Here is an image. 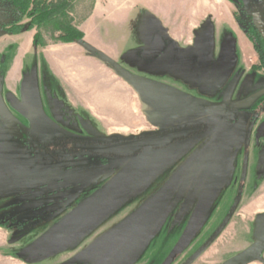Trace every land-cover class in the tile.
Wrapping results in <instances>:
<instances>
[{
  "label": "rangeland",
  "instance_id": "rangeland-1",
  "mask_svg": "<svg viewBox=\"0 0 264 264\" xmlns=\"http://www.w3.org/2000/svg\"><path fill=\"white\" fill-rule=\"evenodd\" d=\"M95 1L105 0L72 2L68 17L74 25ZM119 1L141 10L156 0ZM161 1L173 7L188 3ZM209 1L216 8L213 16L201 19L196 31L178 36L177 44L170 47L173 54L179 49L177 56L186 62L176 60L168 51L169 55L147 63L138 53L137 46L148 41L150 31L159 34L154 23L183 20L184 14L175 10L137 19L134 41L127 47L131 50L129 57L117 62L134 79H146L208 104L204 112L165 110L139 96L131 80L105 60L101 62L103 73L87 90L82 105L53 73L50 57L40 47L33 45L23 52L28 32H22L18 40L0 30V90L15 62L20 78L14 85L31 103L29 112L25 105L16 111L30 132L43 140L72 136L86 143H112L203 124L213 128L214 124L205 120L213 113L229 110L228 106L257 110L264 99H258L264 95L260 94L264 66L252 31H258L264 0H241L242 7L227 0ZM4 17L0 14L1 23ZM249 32L252 42L246 38ZM40 34L44 41L52 42L58 36L50 27L40 29ZM256 67L262 69H252ZM70 91L72 105L64 97ZM260 115L263 123L257 126L256 136H264V110ZM22 130L23 135H29ZM241 131L243 144L231 145L225 168L214 171L202 165L191 169L178 183L170 182L161 189L167 166L139 186L135 182L126 184L127 177L116 180L138 166L137 156L106 157L102 164L94 155H87L65 164L37 166L27 147L9 137L0 122V264H232V259L264 236V219L248 223L247 229L229 228L224 238L204 254L196 255L200 250L196 247L203 240L202 231L215 219L221 220L232 204L233 210L241 190L246 200L264 186L263 138L256 145L245 123ZM152 151L156 150L142 153ZM26 195L55 198L39 202L36 198L28 200ZM255 255L264 260V246ZM241 264L260 263L251 257Z\"/></svg>",
  "mask_w": 264,
  "mask_h": 264
},
{
  "label": "crops",
  "instance_id": "crops-1",
  "mask_svg": "<svg viewBox=\"0 0 264 264\" xmlns=\"http://www.w3.org/2000/svg\"><path fill=\"white\" fill-rule=\"evenodd\" d=\"M188 3L191 5L189 8L185 6ZM188 3L185 2L180 6L173 7L164 1L156 0L149 3V7L140 10L136 9L134 5L129 4L127 1H95L89 7L88 12L80 17L75 24L84 34V38L81 42L66 44L45 41L46 46L41 48V50L44 55L50 57L53 73L61 77L64 84L78 96V101L83 105L81 100L83 98L86 99L87 90L95 85V80L98 79L99 73H103L104 66L101 62L105 60L117 65V62H120L122 57L130 54L131 50L127 47L134 41L133 33L137 26V19H140L146 14L153 18L161 15L163 12L168 11L171 13L174 10L179 13V15L181 13L184 14L183 20H180L179 23L172 22L167 24L161 21L154 23L153 27L159 29L160 32H164L167 37L164 38L165 40L161 41V46H153L154 30L150 31V37L147 42L138 46L136 45L139 47L138 49H140L138 53L140 52L142 54L144 60L147 63H154L161 57H165L166 53V55H169L168 51L172 52L170 47L172 44H177V41L175 42L171 39L172 35L174 38L176 37L175 39H177L178 36L184 37L185 35H189V32L198 29V23L201 19L204 20L209 15L213 16V12L216 11L215 6H213L209 0H188ZM21 34L22 33L12 36H14V39L19 40L23 37ZM26 34L28 35V40L26 44L22 46L24 53L33 46L32 37L34 33L28 32ZM125 50L127 53L123 54ZM178 53L179 49L177 48L174 54L172 52V54L175 55V59H181L183 62H186V59L177 56ZM16 69L15 62L11 63L2 80L0 96L5 108L7 109L8 106L11 107L10 110L7 109V111L16 124L30 132V127L23 123V118H21L16 111L18 106L24 107V105L28 108V112L31 110L30 101L21 97V94L17 90V85H14L18 84L20 78V75L16 73ZM128 69H130V67H128ZM71 91L69 93L65 92L64 94L66 103L70 105L73 104ZM260 94H264V89ZM263 98L264 95L258 97L260 100ZM83 101L87 103V100ZM24 102L26 104H24ZM211 106L219 107V109L224 108L222 104H211ZM228 107L229 110L223 109L220 113H213L205 120L214 124L211 130L196 134L187 140L177 142L166 149L142 153L135 158L139 163L138 166L125 175L120 174L117 176L116 180H120L121 182L122 179H125L124 177H127L126 184L135 182L136 186H139L140 183H143L149 176L152 178L154 175H157L160 169L167 166L168 169L164 173L166 177L161 183L162 189L170 182L178 183L190 173L191 169L196 167L205 165L214 171L225 168L227 161H229L228 158L231 145L234 143L243 144L244 137L241 131V125L243 123L248 124L249 128H251L250 135L252 134V138L255 140L256 145L259 144L261 136L264 142L262 133L256 136L257 126L263 123L261 115L258 117L257 114L256 118H253V121L250 122L251 113H249V111L253 110V108ZM263 110L264 108L259 110L260 114ZM30 113H32V111H30ZM201 119L202 117L199 118L198 121ZM30 133H32V131ZM20 188L24 189L25 186H21ZM15 190L17 191V189ZM26 196H24L25 199ZM242 196L243 193L241 190V193L234 203L233 210L231 208L232 204L226 208L221 220H219L220 217L219 219H215L213 224L202 231L204 237L196 249L205 248L204 251H202L204 254L208 249L212 248V246L216 245L224 238V235L229 232V228L233 227V229H235V227L238 226L241 230L242 227L247 229L248 223L264 219V186L256 195L249 196L246 200L243 199ZM67 197L64 195L63 199ZM27 198L28 200L36 198L37 201L40 202V200L54 199L55 196L51 195V197L40 199L38 196L28 195ZM234 219L240 223L233 221Z\"/></svg>",
  "mask_w": 264,
  "mask_h": 264
},
{
  "label": "trees",
  "instance_id": "trees-1",
  "mask_svg": "<svg viewBox=\"0 0 264 264\" xmlns=\"http://www.w3.org/2000/svg\"><path fill=\"white\" fill-rule=\"evenodd\" d=\"M74 0H0V14L5 16L6 21L0 24V29L9 35H18L22 32L35 31L32 37L34 46L43 48L46 42L42 39L40 29L50 27L58 36L53 38V42L73 43L81 42L84 34L79 30L73 21L69 19L68 12L71 10ZM242 7V1L238 0L236 4ZM264 17V11H263ZM246 35L248 41L252 42ZM252 35L255 36V49L260 55L261 66H264V43L256 29H253ZM260 45L261 47H259ZM260 71L262 67L252 68ZM264 105V99L261 102ZM200 128V132L210 130L212 127L207 124L195 126ZM24 145L29 149L37 166H48L59 163L62 159H73L79 152L81 141L75 138L58 137L51 141H43L37 137L23 135ZM138 155V154H137ZM101 163L105 164V158L101 157ZM218 235V234H217ZM201 248L198 252L204 251Z\"/></svg>",
  "mask_w": 264,
  "mask_h": 264
},
{
  "label": "water",
  "instance_id": "water-1",
  "mask_svg": "<svg viewBox=\"0 0 264 264\" xmlns=\"http://www.w3.org/2000/svg\"><path fill=\"white\" fill-rule=\"evenodd\" d=\"M227 1L232 4H236L238 2V0ZM258 32L264 43V17L262 12H260L258 15ZM109 64L123 77L129 78L131 80V86L139 96L153 101L154 103H156L167 111L178 110L191 113H198L204 112L207 109L208 104L187 97L165 86L152 83L146 79H134L128 72L120 68L118 65L111 62H109ZM0 122L9 137L18 141L22 140L23 135L21 134L18 125L14 122L12 117L7 112V109L5 108L2 102L1 96ZM199 131V127L181 128L160 133H154L151 135L126 141L103 144H89L83 146L82 149L105 157L108 156L117 158H131L141 155L144 150L166 149L182 139L188 138L192 135H195L196 133H199ZM262 246H264V237L258 240L253 245H251L246 251L239 254L236 259L243 260L242 263H245L247 262L245 261L247 254L251 253L255 249H260ZM200 253L201 251L196 253V255ZM256 258L261 259L259 256H256Z\"/></svg>",
  "mask_w": 264,
  "mask_h": 264
},
{
  "label": "flooded vegetation",
  "instance_id": "flooded-vegetation-1",
  "mask_svg": "<svg viewBox=\"0 0 264 264\" xmlns=\"http://www.w3.org/2000/svg\"><path fill=\"white\" fill-rule=\"evenodd\" d=\"M230 3V2H229ZM238 3V2H237ZM236 3V4H237ZM235 4V5H236ZM3 16V15H2ZM4 19H5V21H6V18L4 17ZM0 24H1V22H0ZM1 30V29H0ZM159 30V29H158ZM3 32V31H2ZM12 36V35H11ZM166 37V35L164 34L163 36H161V32H160V30H159V34L158 33H155V35H154V41H153V46H155V45H159V46H161L160 44H162L161 43V41L162 40H165L164 38ZM167 38V37H166ZM176 38V37H175ZM174 37H173V35L171 36V39H173L174 41L176 40ZM182 38V37H181ZM264 108V105H261L260 106V108L259 109H257V110H251V111H249V113H252L253 114V118L255 119L256 118V116H257V114H258V112H259V110H261V109H263ZM19 127V129H20V131H21V134L23 135V130H22V128L20 127V126H18ZM187 128H189V127H187ZM196 134H199V133H196ZM195 134V135H196ZM29 135L30 136H33V137H37V138H39V139H41L39 136H36V135H34V134H32V133H30L29 132ZM192 136H194V135H192ZM192 136H190V137H188V138H185V139H182V140H180V141H184V140H187V139H189V138H191ZM59 137H69V138H73L72 136H59ZM55 138H58V137H55ZM55 138H53V139H55ZM76 139V138H75ZM41 140H43V139H41ZM52 139H50V140H43V141H51ZM82 143H81V145H79V152L76 154V157L75 158H73V159H62L59 163H56V164H65V163H67V162H69V160H75V159H78L80 156H87V155H94L98 160H100V162H101V157H104V158H106L105 156H101V155H98V154H94V153H91V152H88V151H86V150H84V149H82V147L83 146H86V145H89V144H103V143H86V142H83L82 140H80ZM180 141H178V142H180ZM21 142L24 144V138H22V140H21ZM29 150V149H28ZM108 157V156H107ZM55 164V165H56ZM240 193H241V191H240ZM239 193V194H240ZM226 225V224H225ZM264 237V236H263ZM263 237H261V238H263ZM260 238V239H261ZM259 239V240H260ZM250 247V246H249ZM263 247V246H262ZM248 249V248H247ZM246 249V250H247ZM245 250V251H246ZM257 250H259V249H255V250H253L251 253H249V254H247V256H246V258H245V261H247L249 258H251V257H253V258H256V255H255V253H256V251ZM261 258V257H260ZM256 260L260 263V264H264V260L261 258V259H259V258H256ZM232 262V264H241L242 262H243V260H238V259H232L231 260Z\"/></svg>",
  "mask_w": 264,
  "mask_h": 264
}]
</instances>
